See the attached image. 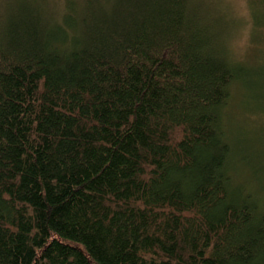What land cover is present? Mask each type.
<instances>
[{
	"label": "trees",
	"instance_id": "obj_1",
	"mask_svg": "<svg viewBox=\"0 0 264 264\" xmlns=\"http://www.w3.org/2000/svg\"><path fill=\"white\" fill-rule=\"evenodd\" d=\"M195 2L0 10V264H264V132L246 161L227 130L237 93L264 118V52Z\"/></svg>",
	"mask_w": 264,
	"mask_h": 264
},
{
	"label": "rangeland",
	"instance_id": "obj_2",
	"mask_svg": "<svg viewBox=\"0 0 264 264\" xmlns=\"http://www.w3.org/2000/svg\"><path fill=\"white\" fill-rule=\"evenodd\" d=\"M16 1L17 0H0V10L7 5L15 4ZM40 1L41 4L44 5V11L47 12L46 16L48 21L59 20L64 0ZM195 3H198V5L203 8L204 14H202L204 16L206 10V12L209 13L208 15L211 20H216L217 18L225 27H227L228 33L225 35L222 42L223 47L229 51V56L234 60L238 59L240 61L244 59L248 65H251L248 62L252 61V65H254L256 56L264 52V47L261 48L259 46L264 40L262 42L258 40L259 37L264 39V25L262 28L263 30H260L259 35L256 36V40V37H253V19H263L262 22H264V0H196ZM236 95L237 96L232 99L233 102L230 104L228 111L227 130L232 133L233 139L237 137L236 143L241 141V136L244 139L250 140V144H247L246 147L245 144H243L241 147L244 148V156L248 158L246 161H252L254 159L253 152L260 151L259 149L261 146L256 141V135L258 134V131L264 132V118L243 112L239 107L240 102L238 99V93ZM237 129L238 131H236ZM259 153V156H262L260 160H264V152ZM249 157L253 159H249ZM237 167V164L234 166V164L231 163L232 169H236ZM239 169L241 174H239L238 181L244 184H251L252 180L249 179L250 177L244 169L241 170L240 166L238 167V171ZM250 172H252V170ZM254 174H256V172ZM257 178L260 179L261 182H264V176L262 178Z\"/></svg>",
	"mask_w": 264,
	"mask_h": 264
}]
</instances>
